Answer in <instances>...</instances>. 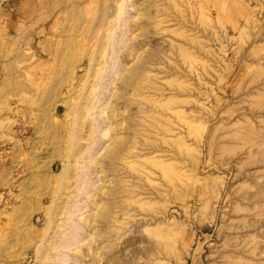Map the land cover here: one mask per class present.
Returning a JSON list of instances; mask_svg holds the SVG:
<instances>
[{
	"label": "rangeland",
	"instance_id": "1",
	"mask_svg": "<svg viewBox=\"0 0 264 264\" xmlns=\"http://www.w3.org/2000/svg\"><path fill=\"white\" fill-rule=\"evenodd\" d=\"M0 264H264V0H0Z\"/></svg>",
	"mask_w": 264,
	"mask_h": 264
}]
</instances>
